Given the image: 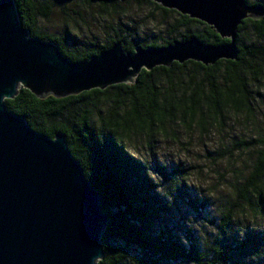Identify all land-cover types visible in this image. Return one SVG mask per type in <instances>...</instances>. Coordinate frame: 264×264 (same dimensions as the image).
Returning <instances> with one entry per match:
<instances>
[{
	"label": "trees",
	"instance_id": "16d2710c",
	"mask_svg": "<svg viewBox=\"0 0 264 264\" xmlns=\"http://www.w3.org/2000/svg\"><path fill=\"white\" fill-rule=\"evenodd\" d=\"M75 1L15 0V3L21 25L29 30L30 36L52 42L73 61L87 60L116 41H122L125 51L134 52L137 46L160 47L177 40L137 41L130 31L122 30L105 43H80L68 28L59 36L38 29L39 15L47 18L52 9ZM82 1L107 12L119 0ZM131 2L152 6L167 16L176 14L169 26L173 32H180L181 40L196 36L208 44L229 41L206 23L151 0ZM247 2L264 5L263 0ZM193 27L198 29L192 30ZM248 27L257 44L243 43V31ZM237 46L236 60H219L214 65L192 60L174 62L171 67L143 69L130 84L92 89L64 98L52 95L38 98L21 88L14 98L5 99L7 109L24 116L35 131L50 138L64 133L86 178L101 193L102 208L112 222L103 233L104 256L98 264H261L258 260L262 258L264 239L249 234L238 240L232 235V227L240 209L255 219L264 215V130L254 140L235 144L237 150H254L250 171L238 190L241 203L223 211L217 236L205 245L198 243L192 234H188L187 244H183L172 238L170 232L166 235L156 231V224L171 207L158 191L162 183L143 175L142 164L128 153L134 139L147 138L150 142L170 124L204 129L211 123H220L228 112L254 121L255 89L264 79V17L243 20L238 27ZM233 240L239 245H234ZM246 252L256 253L255 258L251 257L252 263L236 257L237 253Z\"/></svg>",
	"mask_w": 264,
	"mask_h": 264
},
{
	"label": "water",
	"instance_id": "95a60500",
	"mask_svg": "<svg viewBox=\"0 0 264 264\" xmlns=\"http://www.w3.org/2000/svg\"><path fill=\"white\" fill-rule=\"evenodd\" d=\"M211 26L223 44L198 37L125 51L122 41L84 61H73L52 42L30 36L15 0H0V264H98L102 236L112 222L102 195L86 178L65 134L35 131L5 99L21 88L38 98H64L133 83L141 71L192 60L214 65L236 60L238 27L264 17L247 0H151Z\"/></svg>",
	"mask_w": 264,
	"mask_h": 264
},
{
	"label": "rangeland",
	"instance_id": "374dc122",
	"mask_svg": "<svg viewBox=\"0 0 264 264\" xmlns=\"http://www.w3.org/2000/svg\"><path fill=\"white\" fill-rule=\"evenodd\" d=\"M174 17V13L167 16L152 6H138L131 0H119L107 12L95 4L76 0L52 9L47 18L39 15L37 23L41 32L50 35L59 36L68 28L80 43H105L122 30L130 31L133 40L162 43L163 39L181 40L180 32H173L169 26ZM248 28L242 38L250 46L256 41L251 27ZM255 90L254 121L228 112L220 123H211L204 129H187L174 123L150 142L147 138L134 139L129 145L128 153L142 164V174L162 183L158 191L171 207L155 226L159 234L170 232L172 238L183 244H187L188 234L200 244L211 243L217 236L223 211L241 203L238 190L250 171L254 150L234 148L235 144L256 139L264 130V79ZM238 212L233 237L243 240L252 234L264 239V215L255 219L247 211L246 215L242 209ZM233 243L239 245L234 240ZM255 256V252L236 255L249 263ZM260 256L258 261L264 264V251Z\"/></svg>",
	"mask_w": 264,
	"mask_h": 264
}]
</instances>
